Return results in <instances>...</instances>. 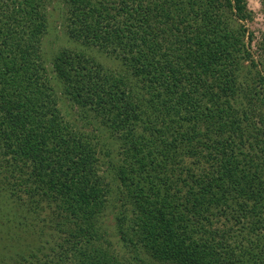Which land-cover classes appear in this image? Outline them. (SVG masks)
Returning <instances> with one entry per match:
<instances>
[{"label":"trees","instance_id":"1","mask_svg":"<svg viewBox=\"0 0 264 264\" xmlns=\"http://www.w3.org/2000/svg\"><path fill=\"white\" fill-rule=\"evenodd\" d=\"M60 3L0 0V183L19 215L2 264H264L247 0ZM59 14L72 46L47 50Z\"/></svg>","mask_w":264,"mask_h":264},{"label":"rangeland","instance_id":"2","mask_svg":"<svg viewBox=\"0 0 264 264\" xmlns=\"http://www.w3.org/2000/svg\"><path fill=\"white\" fill-rule=\"evenodd\" d=\"M51 4L54 5V7L51 6ZM51 4H49V9L52 10L53 15L57 16L59 13V9L62 7L60 0H51ZM247 7L250 10V18H248L245 21V25L247 26L248 30L251 32V39L249 41V48L252 51V54L254 56V58L256 60H261L264 57V12H263V8L261 6V0H247ZM62 9V8H61ZM59 18L57 19L58 21L55 22V24L53 25V29L50 31V34L48 35V37H46V39L44 40L45 43V48L47 50H51L52 51H56L58 50V48H60L61 46H66L69 45L72 46V43L70 40L67 39V37L64 36L63 33V28L59 22V20L61 19V15L59 14ZM79 43V42H78ZM74 44H76L77 46H75ZM73 45L75 46V48L79 49L82 48L81 46H79V44L74 43ZM81 45V44H80ZM99 49L97 48H90L89 51L91 53H93V55L95 57H97L98 59H100L102 61L103 64H105L108 67L111 68H119V61L116 59L111 58L110 56H108L106 53H104L103 51H98ZM62 108H65L66 112H67V108L65 106L62 105ZM63 111V110H62ZM70 111V115L71 116H76L77 120L79 121V110L73 106L72 108H69ZM64 112V116L65 117H70L67 114H65ZM68 113V112H67ZM69 114V113H68ZM80 123H82V121H79ZM86 129H89L90 126L85 127ZM2 183H0V233H4L7 231H12V224L14 223V218L17 215V213L13 214L11 213L12 211L9 209L8 207V203L13 204L11 201V199L5 200V196L6 194H8V192H6V190H4V188H2ZM16 210H14L13 212H15ZM11 215V222H9L7 220V216ZM104 218H107V222L110 224V218L109 216H105ZM29 220H32L31 218L28 217ZM32 229H34L33 231L35 232L36 230H38L39 228V224H34L33 226H31ZM33 234L31 232H29V234L27 235V239L28 241L32 240ZM25 240V239H24ZM23 240L19 239L14 243L13 239H9V244H12L11 246H15L18 245L20 243H22ZM14 243V244H13ZM18 246H16L17 248ZM9 252V250H8ZM0 264H2V261H0ZM158 264V263H155Z\"/></svg>","mask_w":264,"mask_h":264}]
</instances>
